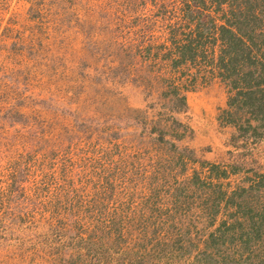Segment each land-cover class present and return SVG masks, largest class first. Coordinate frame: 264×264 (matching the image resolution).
Segmentation results:
<instances>
[{
  "label": "rangeland",
  "instance_id": "rangeland-1",
  "mask_svg": "<svg viewBox=\"0 0 264 264\" xmlns=\"http://www.w3.org/2000/svg\"><path fill=\"white\" fill-rule=\"evenodd\" d=\"M217 3L0 0V264H264V188L201 164L264 150L216 121Z\"/></svg>",
  "mask_w": 264,
  "mask_h": 264
},
{
  "label": "trees",
  "instance_id": "trees-1",
  "mask_svg": "<svg viewBox=\"0 0 264 264\" xmlns=\"http://www.w3.org/2000/svg\"><path fill=\"white\" fill-rule=\"evenodd\" d=\"M216 3V10L221 19L220 24L213 25L215 40L218 42L217 51L213 56L212 54L207 56L202 49L199 52L200 63L208 65L209 71L214 72L226 86L225 107L218 109L216 121L218 126L233 127L237 137L246 135L248 138H260L264 135V6L257 5V0H247L245 4L243 1L244 5L240 4L238 8H233L229 0H216ZM221 5L226 7L222 8ZM195 32L194 37L191 34L186 35L184 42L176 47L178 58L172 60L170 64L184 60L189 63L194 61V50L203 44L200 41L201 33L197 30ZM176 90L175 86H171L170 92ZM178 99L183 102L184 96ZM232 138L233 136L230 140ZM189 159L194 160L191 155ZM201 164L208 165V170L214 179L226 178L228 174L242 171L250 172L251 176H244V179L249 181L248 188H264V169L262 172L255 170L259 164H254L257 166L254 169H244L241 164L219 166L207 161ZM239 189L237 194L239 196L241 192L247 190V188ZM234 194L235 191L232 190L224 198V204H231L234 208L230 215L238 212L246 214L250 220L253 216L262 217V212L251 214L246 204L235 201ZM222 197L224 193L218 192L217 198ZM236 224L239 225V222ZM250 227L257 235V224L253 222Z\"/></svg>",
  "mask_w": 264,
  "mask_h": 264
},
{
  "label": "crops",
  "instance_id": "crops-1",
  "mask_svg": "<svg viewBox=\"0 0 264 264\" xmlns=\"http://www.w3.org/2000/svg\"><path fill=\"white\" fill-rule=\"evenodd\" d=\"M213 90H214V93H215L216 96H215V100H212V101H214L216 106H221L222 107L224 105V103H225V92H224V89L222 87H220V86H215V87H213ZM224 129H225V127H224ZM226 129H227L226 131H228V133L226 132V134L229 135L232 132V128H226ZM221 139H222V137L220 138V140ZM255 141L256 142H254V145L255 144H261V146L263 147L264 146V135L262 136V138L257 139ZM217 146H219V145H217ZM209 151L210 150L201 151V152H203V155H204L203 157H205L206 159H210V158L217 159V160L221 159L222 156L221 155L218 156L219 154H221V150L216 149L215 152H213V151L209 152ZM259 154H260V157H261L262 161L261 162L257 161L254 164H258V163H263L264 162V150H260Z\"/></svg>",
  "mask_w": 264,
  "mask_h": 264
}]
</instances>
